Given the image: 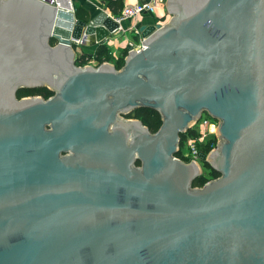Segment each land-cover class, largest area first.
<instances>
[{"label":"water","instance_id":"95a60500","mask_svg":"<svg viewBox=\"0 0 264 264\" xmlns=\"http://www.w3.org/2000/svg\"><path fill=\"white\" fill-rule=\"evenodd\" d=\"M74 2L0 0V264H264V0H166L119 70L76 66L118 25ZM203 115L195 187L175 155Z\"/></svg>","mask_w":264,"mask_h":264},{"label":"trees","instance_id":"16d2710c","mask_svg":"<svg viewBox=\"0 0 264 264\" xmlns=\"http://www.w3.org/2000/svg\"><path fill=\"white\" fill-rule=\"evenodd\" d=\"M105 6L107 9H109L114 15H117L119 11L123 8V0H103ZM75 18L77 20L85 21L87 22L89 20V14L85 10H83L81 7L76 6L75 8ZM52 42V41H51ZM52 44V43H51ZM127 56V52L124 53V55L118 60L113 62L112 58L109 55V50L106 46H98L95 53L91 56L86 54H81L78 56L76 60V66L84 67L86 66L87 62L90 60H93L97 62L99 65L103 63H110L115 66L117 70L123 67L124 60ZM41 96L44 100L50 98L52 96V93L48 91L45 88L42 89H21L17 92V97H27V96ZM133 117L131 119L139 120L143 126L147 127L149 132L156 133L158 129L161 126V118L160 115L152 110L148 109H138L135 111V113L131 114ZM130 115V116H131ZM128 118H130L128 116ZM196 138L197 135L193 130H187L185 133L179 135V151L175 155L180 160L187 162L188 159L186 157L181 156V148L183 146V142L186 138ZM215 138L213 136H210L206 138V140L203 141L202 144H197V149L199 151H202L203 153H208L211 147L215 146ZM139 164V162H137ZM202 168L207 172L206 174H209L211 178H206L203 174V171L200 176L193 179L191 182V186L200 187L204 182L213 179L218 176V174L213 171L207 164L203 162Z\"/></svg>","mask_w":264,"mask_h":264},{"label":"crops","instance_id":"0c3cea01","mask_svg":"<svg viewBox=\"0 0 264 264\" xmlns=\"http://www.w3.org/2000/svg\"><path fill=\"white\" fill-rule=\"evenodd\" d=\"M62 1V0H55ZM146 2L147 0H123L124 6H132L136 2ZM75 6L81 7L83 10L88 12L90 18L96 17L98 14L105 13L109 18H117L121 11L117 15H114L109 9L106 8L103 0H75ZM123 9V8H122ZM167 12L165 10V5H158L154 14H145L138 18L137 21H125L121 24V31L116 30L111 34L104 44L109 50V55L113 62L118 61L125 52H127V46L130 44L136 45L142 39L139 34L131 31L130 28L135 26L138 30L141 26H155L162 24L161 21L168 18ZM131 34H127V33ZM103 46V45H102ZM98 46H83L81 49L77 50V55L86 54L93 55Z\"/></svg>","mask_w":264,"mask_h":264},{"label":"built area","instance_id":"2783aa9c","mask_svg":"<svg viewBox=\"0 0 264 264\" xmlns=\"http://www.w3.org/2000/svg\"><path fill=\"white\" fill-rule=\"evenodd\" d=\"M45 1L53 3L55 0H45ZM158 5H165V0H147L146 2L137 1L132 6H124L120 15L117 18H113L112 20L118 25V30L121 31L122 29L121 24L123 22L125 21L135 22L138 20V18H140L145 14H154ZM130 30L135 32L136 34H139V30L135 26H132ZM142 41L143 39H141L138 44L136 45L130 44V46H132L133 50L139 51L143 48ZM89 65L93 67L99 66V64L93 60L87 62L86 66ZM215 127H216V121L212 120L206 115L201 116L200 119L190 128V130H193L196 133L197 137L196 138L188 137L184 140L183 146L181 148V156L186 157L188 161L196 162L201 167L203 161L200 158V154L205 156L206 153L199 151L197 149V144H202L203 141L210 136L214 137ZM213 149H215V146L211 147L209 151Z\"/></svg>","mask_w":264,"mask_h":264},{"label":"rangeland","instance_id":"374dc122","mask_svg":"<svg viewBox=\"0 0 264 264\" xmlns=\"http://www.w3.org/2000/svg\"><path fill=\"white\" fill-rule=\"evenodd\" d=\"M165 1H166V0H165ZM167 16H168V14H167ZM168 20H169V17H168V18H165V20H162V21H161L162 24H160V25L162 26V25L166 24V23L168 22ZM126 33H127V32H126ZM127 34H131V33L128 32ZM51 43H52V45H55V41H52ZM82 47H83V46H81L80 44H77V45H75V46L73 47L74 50H75V52H76V54H77V50L81 49ZM129 117L131 118V117H133V116H132V115H131V116L129 115ZM200 165H201V164H200ZM201 167H202V165H201ZM201 171H203V174L205 175L206 178H211L209 174H206L207 172L204 170V168H202Z\"/></svg>","mask_w":264,"mask_h":264},{"label":"flooded vegetation","instance_id":"af4514ba","mask_svg":"<svg viewBox=\"0 0 264 264\" xmlns=\"http://www.w3.org/2000/svg\"><path fill=\"white\" fill-rule=\"evenodd\" d=\"M36 96H38V95H36ZM36 96H27V97H36ZM39 97H41V96H39ZM42 98V97H41Z\"/></svg>","mask_w":264,"mask_h":264}]
</instances>
